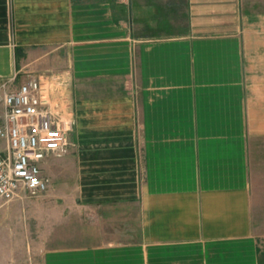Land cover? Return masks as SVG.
Returning a JSON list of instances; mask_svg holds the SVG:
<instances>
[{"label": "crops", "instance_id": "obj_1", "mask_svg": "<svg viewBox=\"0 0 264 264\" xmlns=\"http://www.w3.org/2000/svg\"><path fill=\"white\" fill-rule=\"evenodd\" d=\"M12 74L74 121L41 264H264V0H0Z\"/></svg>", "mask_w": 264, "mask_h": 264}, {"label": "built area", "instance_id": "obj_2", "mask_svg": "<svg viewBox=\"0 0 264 264\" xmlns=\"http://www.w3.org/2000/svg\"><path fill=\"white\" fill-rule=\"evenodd\" d=\"M73 120H57L44 101L42 81L12 74L0 79V200L45 194L42 161L69 151Z\"/></svg>", "mask_w": 264, "mask_h": 264}, {"label": "rangeland", "instance_id": "obj_3", "mask_svg": "<svg viewBox=\"0 0 264 264\" xmlns=\"http://www.w3.org/2000/svg\"><path fill=\"white\" fill-rule=\"evenodd\" d=\"M43 195L0 200V264H41Z\"/></svg>", "mask_w": 264, "mask_h": 264}]
</instances>
